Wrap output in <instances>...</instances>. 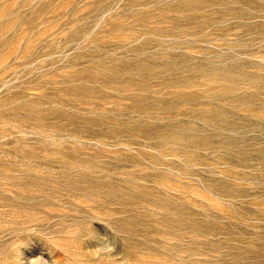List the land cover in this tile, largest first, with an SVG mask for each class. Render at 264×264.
<instances>
[{"label": "rangeland", "instance_id": "obj_1", "mask_svg": "<svg viewBox=\"0 0 264 264\" xmlns=\"http://www.w3.org/2000/svg\"><path fill=\"white\" fill-rule=\"evenodd\" d=\"M1 178L0 264H264V0H0Z\"/></svg>", "mask_w": 264, "mask_h": 264}, {"label": "bare ground", "instance_id": "obj_2", "mask_svg": "<svg viewBox=\"0 0 264 264\" xmlns=\"http://www.w3.org/2000/svg\"><path fill=\"white\" fill-rule=\"evenodd\" d=\"M2 179V178H1ZM0 179V186L4 184L3 180H6V178ZM2 219V214L0 213V220ZM1 231V229H0Z\"/></svg>", "mask_w": 264, "mask_h": 264}]
</instances>
